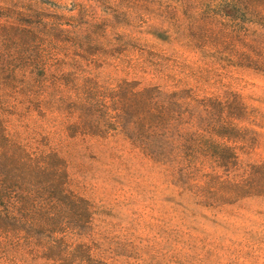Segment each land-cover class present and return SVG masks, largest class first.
I'll return each instance as SVG.
<instances>
[{
    "label": "rangeland",
    "instance_id": "obj_1",
    "mask_svg": "<svg viewBox=\"0 0 264 264\" xmlns=\"http://www.w3.org/2000/svg\"><path fill=\"white\" fill-rule=\"evenodd\" d=\"M0 264H264V0H0Z\"/></svg>",
    "mask_w": 264,
    "mask_h": 264
}]
</instances>
